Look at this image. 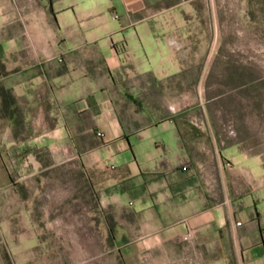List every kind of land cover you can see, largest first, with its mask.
<instances>
[{"label": "crops", "instance_id": "1", "mask_svg": "<svg viewBox=\"0 0 264 264\" xmlns=\"http://www.w3.org/2000/svg\"><path fill=\"white\" fill-rule=\"evenodd\" d=\"M146 4L0 0V60L44 129L33 145L107 175L103 202L146 264H264V126L210 122L205 30Z\"/></svg>", "mask_w": 264, "mask_h": 264}, {"label": "rangeland", "instance_id": "2", "mask_svg": "<svg viewBox=\"0 0 264 264\" xmlns=\"http://www.w3.org/2000/svg\"><path fill=\"white\" fill-rule=\"evenodd\" d=\"M146 6L174 14L178 27L205 30L212 67L196 88L210 122L233 132L264 126V0ZM5 65L0 60V264H146L140 245L120 235L114 206L103 202L107 175L76 158L57 163L49 148L33 145L44 133L41 117L28 113L33 106L13 91Z\"/></svg>", "mask_w": 264, "mask_h": 264}, {"label": "built area", "instance_id": "3", "mask_svg": "<svg viewBox=\"0 0 264 264\" xmlns=\"http://www.w3.org/2000/svg\"><path fill=\"white\" fill-rule=\"evenodd\" d=\"M119 15L118 14H115V17H118ZM99 134H103L102 132H100ZM192 237V233L191 232H188L186 235H185V239H190Z\"/></svg>", "mask_w": 264, "mask_h": 264}]
</instances>
